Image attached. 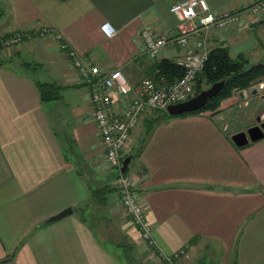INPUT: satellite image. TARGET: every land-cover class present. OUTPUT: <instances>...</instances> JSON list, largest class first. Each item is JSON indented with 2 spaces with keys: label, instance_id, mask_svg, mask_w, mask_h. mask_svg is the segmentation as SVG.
Returning a JSON list of instances; mask_svg holds the SVG:
<instances>
[{
  "label": "crops",
  "instance_id": "obj_1",
  "mask_svg": "<svg viewBox=\"0 0 264 264\" xmlns=\"http://www.w3.org/2000/svg\"><path fill=\"white\" fill-rule=\"evenodd\" d=\"M179 1L0 0V36L25 33L0 61V264L127 263L120 242L100 225L105 217L92 189L114 186L118 169L105 164L87 86L69 49L136 82L152 74L157 60L143 51L139 30L177 33L181 21L170 7ZM253 1L207 0L213 10ZM105 22L115 28L113 36L103 31ZM44 26L51 33L39 34ZM224 35L232 51L249 49L252 35L258 43L264 39V14L247 13ZM210 40L219 42L214 33ZM36 81L62 85L59 97L42 101ZM256 87L223 99L215 112L158 121L149 133L147 110L130 130L123 155L142 145L127 169L153 243L142 238L116 190L104 214L144 258L154 250L176 254L177 264H264V137L241 146L232 139L258 116L264 119V80ZM67 206L71 214L48 220Z\"/></svg>",
  "mask_w": 264,
  "mask_h": 264
},
{
  "label": "built area",
  "instance_id": "obj_2",
  "mask_svg": "<svg viewBox=\"0 0 264 264\" xmlns=\"http://www.w3.org/2000/svg\"><path fill=\"white\" fill-rule=\"evenodd\" d=\"M180 19L179 31L169 34L159 27L143 26L139 30L143 51L151 60L163 58L166 52L184 68L183 74L173 80L160 76V82L144 75L136 82H130L120 68L103 70L96 64H87L74 48L69 49L73 64L86 84V91L92 103V116L104 145V161L109 168L119 170L113 180L117 196L124 208L138 225L142 238L153 243L151 226L146 218L145 208L137 189L136 179L130 171H122L123 151L130 141V130L136 127L147 110L166 109L168 104L184 101L196 94L197 76L203 70L208 52L213 46L212 33L224 43L225 29L241 25L245 15H259L264 12V0H255L241 9L220 8L213 10L207 0H182L170 7ZM107 36L115 34V28L105 22L102 25ZM51 28L42 27L39 34L51 33ZM23 31H14L3 37L2 43L20 44ZM62 48L67 47L61 42ZM164 257L173 261L171 256ZM169 262V263H170Z\"/></svg>",
  "mask_w": 264,
  "mask_h": 264
},
{
  "label": "trees",
  "instance_id": "obj_3",
  "mask_svg": "<svg viewBox=\"0 0 264 264\" xmlns=\"http://www.w3.org/2000/svg\"><path fill=\"white\" fill-rule=\"evenodd\" d=\"M183 72L184 68L177 64L172 58L163 57L153 62L152 74L149 76H151L156 83H159L160 76H164L168 80H173L180 77ZM222 79L224 80V84L221 90L210 97L203 106L197 109L185 111L177 115L170 114L167 109L156 108L151 110V113L145 122V131L149 133L158 121L170 119L174 116L198 114L203 111L215 112L219 109L223 99L231 96L238 90L249 87L257 90L256 84L264 80V60L251 63L248 56L244 52L234 54L230 51L228 46H222L221 44L212 46L208 52V57L205 61L203 70L197 76L196 94L211 85L213 82ZM36 84L42 101L57 99L61 89L63 88L62 85L57 84L54 81H36ZM141 150L142 145L137 147L136 152H134V150L132 152L131 150L127 155H131L132 161L140 155ZM127 155H123L122 158ZM113 190H117V188L109 183H105L96 189H92V194L102 210L103 214L101 213V216L103 218L105 217L104 221H100V225H107V223H109L108 221L111 220L104 214V208L106 207L107 200ZM111 223V226L114 225L113 222ZM120 245L124 250L126 258L131 261L133 243L130 240H128V242L122 240ZM171 259L174 261V255H171Z\"/></svg>",
  "mask_w": 264,
  "mask_h": 264
},
{
  "label": "water",
  "instance_id": "obj_4",
  "mask_svg": "<svg viewBox=\"0 0 264 264\" xmlns=\"http://www.w3.org/2000/svg\"><path fill=\"white\" fill-rule=\"evenodd\" d=\"M223 84H224L223 79L213 82L208 87L202 89L197 94H195L194 96L184 101H179V102L168 104L166 109L172 115H177L185 111L197 109L203 106L210 97H212L217 92H219L221 88L223 87ZM259 119H260V116L257 117L258 121H260ZM262 137H264V120L248 127L246 130L238 131L232 135V139L234 143L239 146L244 145L248 143L249 141L258 140ZM130 161H131V155H127L123 158V162L121 166L122 171L127 170ZM72 212H73V207L67 206L63 208L62 210H60L59 212L51 215L48 218V220L49 221L56 220L61 217H64L65 215L71 214Z\"/></svg>",
  "mask_w": 264,
  "mask_h": 264
},
{
  "label": "rangeland",
  "instance_id": "obj_5",
  "mask_svg": "<svg viewBox=\"0 0 264 264\" xmlns=\"http://www.w3.org/2000/svg\"><path fill=\"white\" fill-rule=\"evenodd\" d=\"M261 14H264V12L263 13H261ZM261 14H259V15H261ZM262 38H263V36H261ZM2 39H3V37L2 36H0V61H2V60H4V57L3 56H6L7 54L6 53H10V51L12 50V48H16V47H18V45L19 44H17V45H10L9 47H6V45H4L3 43H2ZM23 41V40H22ZM21 41V42H22ZM224 43H225V46H227V43L224 41ZM217 44H221V42L219 43H217V41H216V43H214L213 44V46H215V45H217ZM247 44H248V47H249V49H247V50H244V51H242V52H244L247 56H248V58H249V60H250V62L251 63H254V62H258V61H263L264 60V39L262 40V41H260L259 43H258V39L254 36V35H252L251 36V38L248 40V42H247ZM222 46H224V45H222ZM263 46V47H262ZM228 48L230 49V51L231 52H233L234 54H236L237 53V51L236 50H234V51H232V49H231V47L230 46H228ZM13 49V50H14ZM12 50V51H13ZM239 53V52H238ZM3 54H5V55H3ZM127 215V214H126ZM109 224V226H111V224L112 223H108ZM108 224L107 225H104V229L103 230H105L106 231V233H105V235L107 236V237H109L110 239H115L117 242H122V240H125V241H127L128 242V240H126V239H123V234L125 235V233L123 232L122 233V231L120 232V231H118L116 228V225L114 224V225H112L113 226V232L112 231H110V227L108 226ZM116 227V228H115ZM110 228V229H109ZM121 239V240H120ZM131 241V240H130ZM124 242V241H123ZM132 242V241H131ZM148 245V244H147ZM132 253H131V257H132V260L130 261V260H128L127 259V263L126 264H128V262H129V264H160L161 262L160 261H168L164 256H162L161 254H158L157 252H155L154 250V252L152 251L151 253H153V255L150 257V256H148V255H151L150 253L149 254H147V256H146V258H144L143 257V254H141L140 253V250H137L136 251V248H134V246L132 245ZM151 248V247H150ZM124 251V250H123ZM136 251V252H135ZM156 254L159 256V258L161 259H157V257H156ZM206 255V254H205ZM175 257H177V255L175 254L174 255V258ZM205 258H208L207 256H205ZM154 259V260H153ZM215 261V260H214ZM212 262V263H215V262ZM168 262H170V261H168ZM170 263H173V264H177L176 263V261H171ZM169 264V263H168Z\"/></svg>",
  "mask_w": 264,
  "mask_h": 264
},
{
  "label": "flooded vegetation",
  "instance_id": "obj_6",
  "mask_svg": "<svg viewBox=\"0 0 264 264\" xmlns=\"http://www.w3.org/2000/svg\"><path fill=\"white\" fill-rule=\"evenodd\" d=\"M264 119H262V120H260V121H263ZM260 121H258V122H260Z\"/></svg>",
  "mask_w": 264,
  "mask_h": 264
}]
</instances>
